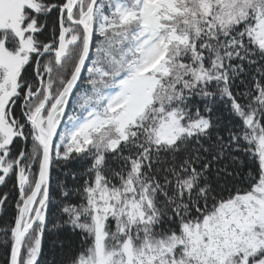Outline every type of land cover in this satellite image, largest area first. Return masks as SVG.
<instances>
[{
    "label": "snow or ice",
    "instance_id": "snow-or-ice-1",
    "mask_svg": "<svg viewBox=\"0 0 264 264\" xmlns=\"http://www.w3.org/2000/svg\"><path fill=\"white\" fill-rule=\"evenodd\" d=\"M0 264H264V0H0Z\"/></svg>",
    "mask_w": 264,
    "mask_h": 264
},
{
    "label": "trees",
    "instance_id": "trees-1",
    "mask_svg": "<svg viewBox=\"0 0 264 264\" xmlns=\"http://www.w3.org/2000/svg\"><path fill=\"white\" fill-rule=\"evenodd\" d=\"M0 259H2V256H0Z\"/></svg>",
    "mask_w": 264,
    "mask_h": 264
}]
</instances>
